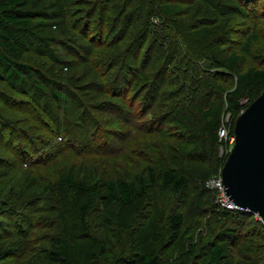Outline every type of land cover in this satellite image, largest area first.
Masks as SVG:
<instances>
[{"label": "rangeland", "instance_id": "374dc122", "mask_svg": "<svg viewBox=\"0 0 264 264\" xmlns=\"http://www.w3.org/2000/svg\"><path fill=\"white\" fill-rule=\"evenodd\" d=\"M163 1L178 2L103 0V10L120 6L106 12L108 24L116 19L122 22L118 21L116 30L112 28L111 38L104 35L103 39L110 42L125 30L127 37L118 42V50L99 49L94 42L95 50L90 51L87 45L91 39L82 38V30H64L73 20L68 16L55 21H60L58 29L48 27L47 17L41 16L33 17L32 31L7 29L0 23V31L24 43L21 63L34 69L33 76L26 73L20 79L0 65V264H53L47 254L56 238L68 240L77 263L131 264L128 256L149 250L161 264H206L212 243L223 233L228 248L221 264H264V228L254 222L244 225L233 215L224 216L217 204L219 193L205 189L219 177L217 163L185 157L181 145L187 138L175 123L190 102L183 90L178 91L182 86L180 69L188 63H200L202 70L205 67V72L216 74L212 82L224 89H230L236 80L225 67L231 53L240 56L244 71L264 68V0H251L255 2L251 6L259 10L255 17L238 0H194V12L187 13L190 18L181 15L172 19L163 13ZM74 2L24 0L16 13L57 11L63 16L65 9L76 14L90 6L86 1ZM151 8L152 22L147 24ZM218 23L227 26L229 41L218 47L220 63L214 65L203 58L208 50L194 52L197 42L191 34ZM142 29L148 31L146 37ZM255 32L259 40L251 54L245 55L246 40ZM61 40L72 50L57 47ZM38 42H47L42 53L36 51ZM174 46L178 49L171 54ZM169 53L173 60L164 58ZM109 54L130 61L133 71L125 85L128 91L139 74H148L141 92L133 89L128 94V101H136L134 108L108 85L112 77L101 75L103 62L105 70L109 69ZM112 63L118 68L121 64L116 59ZM56 93H63L65 100H58ZM223 99L211 94L204 102L218 104ZM232 120L227 114L224 123L232 124ZM234 143L232 137L230 145ZM231 147L223 143L217 157L225 159ZM158 156L170 168L192 174L189 190L182 198L157 191L141 204L122 208L125 227L107 222L96 197L87 195V200H82L74 189L57 185L60 176L75 166L91 168L105 179L128 169L142 171ZM88 201L92 205L82 219L78 210ZM176 212L183 214L185 222L173 243L168 218ZM227 230L236 234L229 236Z\"/></svg>", "mask_w": 264, "mask_h": 264}, {"label": "trees", "instance_id": "16d2710c", "mask_svg": "<svg viewBox=\"0 0 264 264\" xmlns=\"http://www.w3.org/2000/svg\"><path fill=\"white\" fill-rule=\"evenodd\" d=\"M23 1L24 0H0V23L4 26V28L32 31L33 17L36 16L35 18H37L41 16V18L47 17L46 25H49L48 27H55L58 29L60 21H55L58 19H64V17L68 16L67 19L70 17L73 20H70L68 23L69 26L65 27L64 30L71 29L73 31L74 29L76 31V27L78 30H82V33H80L82 38L85 40L91 39L89 40L90 44L87 45L90 51L92 49L95 50L94 42H98L97 46L100 47L99 49H102L104 46L108 48L110 47V49L118 50V42L127 37V32L123 30L122 32L119 31L118 37L115 36L110 42L103 40L104 35L111 38L112 28L116 30L118 21L122 22V20L116 19L111 24L107 23L108 18L106 16V12L120 6H115L110 9L104 8L103 10V0H75L74 3H82L86 1L88 4L89 2L88 5L90 6L85 10L80 11V13H78V10L76 14H71L67 12V9H65V15L63 16L57 14V11H53L51 14L38 12L34 13V15L28 14L26 11H24L25 14H23L24 12L16 13L17 8L24 5ZM63 1L69 2L70 0ZM177 1L178 2L174 5L169 4L167 1H163L162 3L163 13L167 15L169 19L176 17L179 18L181 15H187V13L191 11L194 12V0ZM238 1L249 7L247 11H249V14H253L252 17L258 15V8L256 9L251 6V4L255 3L254 1ZM42 2L43 0H40V3ZM205 5L210 4L205 2ZM204 7L200 9H203ZM121 9L122 8H120V10ZM152 10H154V8H151L149 11L146 10L147 14L145 23L147 24L152 22ZM52 14L54 15L53 17ZM187 17L189 16L187 15ZM112 21L113 20H111V22ZM71 25H73V28H70ZM226 30L227 26L225 24L218 23L212 24V26H209L208 29L193 32L191 36H194L197 42L194 46V52L196 54H200L201 50H208L205 51L208 55L203 58L213 62L214 65L217 63L219 64L220 56H218V54H220V51L218 47L221 48L229 41V33H227ZM140 31H144L142 32V34H144L143 37H146V33L148 34V31L145 29ZM43 39L45 40L46 38ZM258 40V32H255L251 38L246 40L243 49L245 55L251 54L252 46ZM63 41L64 40H61V44H57V47L65 48V50L71 49L70 46ZM105 42H107V44ZM34 43H36L35 40H33V44ZM46 46L47 42L46 44H39L36 51L38 53H42ZM177 49L178 47L174 46L170 53L174 54ZM25 53L26 47L23 42L19 41V39L16 40L12 38L9 34L4 33L3 30L0 31V65L5 70H8V74L17 76L20 79H22V75H25L26 73L31 74V76L34 75L32 73L34 71L32 67L21 63ZM170 53L164 58L173 60L174 56H171ZM115 59L121 63L119 68L115 64V67H113L114 65L112 62ZM240 60V56H238L237 53H231L228 57L225 67L228 69L233 80L236 79L230 89H224L219 85V83L212 82V79L216 78L214 77L216 74H209L208 72H205V67L203 71L200 67L201 64L194 61L193 64L191 62L188 63L187 68L182 67L180 70L183 71V75H178L181 79L180 84L182 85L178 91L183 90L187 98L190 100V102L186 103L187 107L186 105L184 106L185 109L175 121L176 124H179L182 127L183 134L187 138L185 142H182L181 153L184 154L185 157L192 155L199 161H208L211 163H213L212 161L216 162V169L219 168V175H221L223 167L229 157L228 153L225 159L220 157L218 158L216 153L218 152L219 147L225 142L229 148L232 145V147H234V144L230 145V139L235 137V124L238 116L264 92V68H254L244 71L240 66ZM106 61L109 62V69L105 70V62H103L101 75L105 77H108L109 75L112 77L109 80L108 85H110L111 89L115 91L116 94L123 97L124 102H129L132 104V108H134L136 101H128V94L133 89H137V91L141 92V88L143 87L148 74H139L138 80L134 85L135 87H131L128 91L125 85L130 82L129 77L133 71L132 68L129 67L131 64L130 61L122 62L117 55L111 56V54H109ZM108 62H106L107 65ZM97 63L99 62L96 61L95 64ZM183 64H185V62ZM35 73H39V71H36ZM96 75L98 76L97 73ZM208 77L212 78L208 79ZM196 88H199V90ZM123 94L125 96H123ZM211 94H218L223 98L225 97V100L223 99L218 104L205 103L204 98ZM176 95H178V93H176ZM55 97L58 100H65L66 96L63 93H56ZM184 104H180V106L182 107ZM227 114H230L233 117L232 124L224 123ZM131 115H133V113ZM150 124L153 123L150 122ZM227 126L230 127L229 137L227 141L221 140L219 136L220 130ZM65 134L68 135L67 132H65ZM191 175L192 174H188L187 172L184 173L182 170H178L177 168H170L167 165L166 160H164L161 156H158L155 158L153 164L148 165L142 171L135 172L128 169L125 172L119 173L113 177L106 176L105 179L98 176V172L91 168L75 166L70 171L63 173L60 176L57 185L74 189L78 194V197L82 200H87V195L96 197L98 204L102 209V216L104 213L107 222L116 226H124L125 224H123V222L126 221V219L122 221V214H120L122 208H131L137 204H141L147 198H150L155 192L161 190L166 192L168 191L174 198H182L189 190V177ZM205 189L208 192L210 191L206 187ZM217 204L219 206L218 202ZM91 205V202L88 201L86 206L78 210V214L82 215V219H84L89 213ZM221 210L226 218L227 216L233 215L234 217L239 218L244 225L254 222L258 225V227L264 228V222L255 215H251L240 210L231 211L223 208H221ZM184 222L185 219L182 213L176 212L175 214L169 216L168 224L171 232V241H173V243L178 240L180 234L182 233ZM227 231L229 232V236L236 234L235 230ZM223 234L219 236L217 241L212 243L209 254L205 258L206 264H221L225 259L228 242L227 239L223 238L225 235ZM226 236L227 235H225V237ZM50 250L47 254V259L53 264H86V260L84 262L77 263V261L72 259L70 243L67 239H54ZM127 261L131 264H161L160 258L149 250L142 252L136 251L128 256Z\"/></svg>", "mask_w": 264, "mask_h": 264}, {"label": "water", "instance_id": "95a60500", "mask_svg": "<svg viewBox=\"0 0 264 264\" xmlns=\"http://www.w3.org/2000/svg\"><path fill=\"white\" fill-rule=\"evenodd\" d=\"M234 134L221 172L226 196L264 222V92L238 116Z\"/></svg>", "mask_w": 264, "mask_h": 264}, {"label": "built area", "instance_id": "2783aa9c", "mask_svg": "<svg viewBox=\"0 0 264 264\" xmlns=\"http://www.w3.org/2000/svg\"><path fill=\"white\" fill-rule=\"evenodd\" d=\"M219 136H220V139L221 140H227L228 137H229V131L226 130V127H223L221 130H220V133H219ZM233 146V145H232ZM233 148V147H231ZM231 153V152H230ZM229 153V155H230ZM206 188L208 189H212L216 192L219 193V200H218V203H219V206L223 209H226V210H240L242 211L241 209H238L230 200L229 198L226 196V193H225V189H224V186H223V182H222V178H221V175H219V177L211 182L208 183V185L206 186ZM258 218V217H257ZM260 219V218H259ZM261 220V219H260Z\"/></svg>", "mask_w": 264, "mask_h": 264}]
</instances>
